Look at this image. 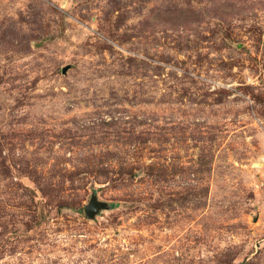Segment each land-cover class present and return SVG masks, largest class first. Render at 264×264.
Returning a JSON list of instances; mask_svg holds the SVG:
<instances>
[{
  "label": "rangeland",
  "instance_id": "rangeland-1",
  "mask_svg": "<svg viewBox=\"0 0 264 264\" xmlns=\"http://www.w3.org/2000/svg\"><path fill=\"white\" fill-rule=\"evenodd\" d=\"M0 264H264V0H0Z\"/></svg>",
  "mask_w": 264,
  "mask_h": 264
},
{
  "label": "water",
  "instance_id": "water-1",
  "mask_svg": "<svg viewBox=\"0 0 264 264\" xmlns=\"http://www.w3.org/2000/svg\"><path fill=\"white\" fill-rule=\"evenodd\" d=\"M101 208L100 204L92 203L85 208L86 214L88 217H91L95 214L97 210Z\"/></svg>",
  "mask_w": 264,
  "mask_h": 264
}]
</instances>
